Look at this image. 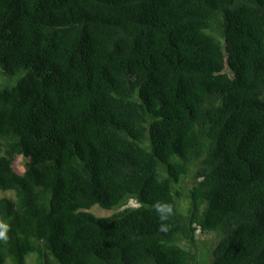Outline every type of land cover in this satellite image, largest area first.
Here are the masks:
<instances>
[{"label":"trees","instance_id":"1","mask_svg":"<svg viewBox=\"0 0 264 264\" xmlns=\"http://www.w3.org/2000/svg\"><path fill=\"white\" fill-rule=\"evenodd\" d=\"M0 190V264H264V0H0Z\"/></svg>","mask_w":264,"mask_h":264},{"label":"rangeland","instance_id":"2","mask_svg":"<svg viewBox=\"0 0 264 264\" xmlns=\"http://www.w3.org/2000/svg\"><path fill=\"white\" fill-rule=\"evenodd\" d=\"M14 167L18 171L23 170L22 162L20 159H17L15 161ZM193 174L188 178V181L184 187L185 189L192 188L195 182V179L193 178ZM6 195L13 196V193L11 191L0 190V196H6ZM136 204L137 202L134 199L129 202V205H136ZM90 210L92 213H94L97 216L106 217L117 212L119 208L106 209L101 207L100 205H94ZM217 239L218 236L215 232H202L201 230H197V240L200 244L199 252L201 253V256L199 258V264H212L213 248L217 242ZM29 261H31V258L29 259Z\"/></svg>","mask_w":264,"mask_h":264},{"label":"clouds","instance_id":"3","mask_svg":"<svg viewBox=\"0 0 264 264\" xmlns=\"http://www.w3.org/2000/svg\"><path fill=\"white\" fill-rule=\"evenodd\" d=\"M5 238V231L0 230V239Z\"/></svg>","mask_w":264,"mask_h":264}]
</instances>
